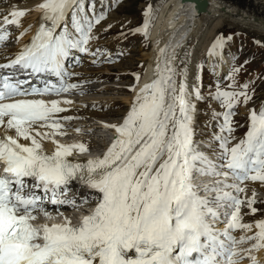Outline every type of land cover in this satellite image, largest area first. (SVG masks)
Masks as SVG:
<instances>
[{"label": "snow or ice", "instance_id": "1", "mask_svg": "<svg viewBox=\"0 0 264 264\" xmlns=\"http://www.w3.org/2000/svg\"><path fill=\"white\" fill-rule=\"evenodd\" d=\"M35 7L49 23L40 24L14 58L0 63V70H6L0 71V125L14 130V135H0V264H238L244 258L241 251L258 264L250 249L238 250L237 245L247 239L254 241L252 249H264V219L254 222L252 235L239 241L233 235L236 229L253 227L240 222L242 204L257 212L254 198L242 200L234 194L245 191L239 182H264V107L250 110L248 131L229 147L233 110L241 98L245 103L251 99L247 83L241 86L244 90H235L233 75L232 90L217 87L211 94L225 109L217 114L223 116L221 132L229 133L214 137L221 151L212 159L193 140V96L203 99L200 89L188 91L187 65L178 71L175 52L164 59L162 48L155 77L138 90L120 124L106 125L116 135L103 155L70 159L74 151L88 150L82 142L55 139L66 134L61 120L73 117L58 115L67 111L60 100L27 97L78 87L65 79L74 75L66 71L65 60L73 50L89 51L92 28L104 13L96 14L94 0L87 5L86 0H41ZM24 15V9H13L3 16L0 45L9 40L7 26H19ZM147 26L146 19L143 29L135 31L147 35ZM221 46L217 37L209 53ZM21 75L56 77L59 83L49 79L43 87L29 89L24 85L30 81ZM44 139L54 146L50 152L43 148ZM194 173L221 179L198 188ZM73 183L89 194L70 196ZM200 191L216 195L201 196ZM90 203L94 207L76 224L60 211L62 206L78 209ZM48 204L56 206L62 222L33 223L37 211L46 220L51 217Z\"/></svg>", "mask_w": 264, "mask_h": 264}, {"label": "rangeland", "instance_id": "2", "mask_svg": "<svg viewBox=\"0 0 264 264\" xmlns=\"http://www.w3.org/2000/svg\"><path fill=\"white\" fill-rule=\"evenodd\" d=\"M16 1L24 2L26 0ZM159 2L160 0H94L96 14L104 13L103 19L99 23L94 24L92 28L94 38L89 41L93 45L96 44V48L93 51L95 55L93 53L88 56L80 55L82 59H94V62L78 59L70 65V71H77L71 78L81 77V75L78 76V72H82V77L88 76L90 79L86 81L73 80L69 83H76L78 87L70 92L59 94L60 98H68V100H71L74 103L73 109L75 110L84 109L90 113L93 111H95L94 113H105L104 116L88 115L76 120L71 119L70 121L61 122L63 124V131L66 134L56 135L55 139L61 143L84 141L88 150L83 153L77 152L79 158L102 155L104 153V147L112 143L115 131L112 127L101 125L98 122L105 121L112 125L119 124L122 121L124 117L123 113L127 105L121 100L126 97H131L133 92L132 90H130L131 92L123 91L119 86L130 84L129 87H131V85H135L138 77L144 72L143 68L147 65L145 54H149L152 49L151 44L149 46L150 38L149 41L147 40V37L150 35L149 26L147 27V35L143 34V37L140 33H144V31L138 32L135 29H142L144 27L146 10H148V15L152 14L153 10L158 7ZM87 3L88 0H86V5ZM68 25L70 27L71 22ZM244 29L230 23L216 28L210 34L209 38L206 39L207 43L205 42V45H202L203 47H201L199 52L200 56L197 58L199 67H202L206 72L215 74L216 68L222 66V63L215 59V56H212L211 61H209V56H207L209 53L206 54V52H208V49L217 37L222 38V41L226 39L228 41L227 43H230V32L232 35L236 34L238 37L236 46L232 50V53L236 54V58L230 69L220 79L210 73L213 78V84L207 89H203L201 83L200 92L203 99L197 100L195 117H193L194 135H198L199 137V134H205V139L200 140L198 138L194 140L195 146L204 150L206 145H211L214 150L212 154L215 157L219 155L221 149L219 141L214 139V137L229 135L227 132H221L223 116L217 115L223 113L225 109L211 95L215 93L217 87L232 90L229 89V85L233 83L230 77L234 75L235 90H244L241 89V86L247 83L248 87L246 91L251 97L247 103L241 98L233 110L231 121L234 130L230 134L229 147L238 143L248 131L250 110H256L258 112L261 107H264V36L257 34V32L249 31V33L247 29ZM16 31L15 27L10 29V38L12 41H15ZM244 34L249 36V41L241 38ZM209 44L210 46H208ZM13 45L14 43L10 42L8 47ZM204 49L207 51L204 52ZM227 55H230V53L228 52ZM206 64L207 67H205ZM233 69H239V71L233 73ZM142 70L143 72H141ZM197 70L195 72L196 75ZM254 70H256L255 79L253 82H249V78L253 75L250 72ZM198 83L199 81L196 87H199ZM100 108L102 109L99 110ZM108 110H112L111 113L108 114L106 112ZM113 112H117L118 114L114 115L112 114ZM196 117L198 118L195 124ZM73 127L77 128L74 129ZM202 142H206V144ZM76 189H79V187ZM227 190L231 191L232 189ZM242 194L244 195V200L254 198L256 202L252 206L257 209V212L252 214L247 205L243 204L240 214L250 217L248 221L243 218L241 223L254 224L258 216L262 214L264 207V182L260 181V184L254 187L252 185L247 186ZM63 214L64 216L68 214L71 220L75 217V212L69 210L68 213L63 212ZM54 215L56 219L62 218L58 214ZM35 216L45 219L43 214H37ZM254 232L252 231L249 236ZM252 243L254 241L249 240L248 242H243L244 247H249V249H251Z\"/></svg>", "mask_w": 264, "mask_h": 264}, {"label": "bare ground", "instance_id": "3", "mask_svg": "<svg viewBox=\"0 0 264 264\" xmlns=\"http://www.w3.org/2000/svg\"><path fill=\"white\" fill-rule=\"evenodd\" d=\"M202 1L203 0H197L195 2L190 1L186 5H182L181 0H160L158 7L155 8L156 10L154 9L153 13L149 14L145 18V21L146 19L148 21L149 34H150L149 38L151 41L152 49L149 52V54L144 53L146 56V60H147V65L144 68V72L138 77L135 85H131V87H129L130 88L129 90H132L133 95L131 97H126L121 100L125 105H127V108L123 113V116L126 115L127 111L131 107L132 101L136 93L138 92V90L145 83H149L155 77L157 57L160 54L159 50L166 47V45L168 44L167 43L168 39H170V44L166 48V51L163 54V58L169 59L171 58L173 52H175L176 60L174 61V64L176 65L177 70L180 71L185 67V64L187 65V83L189 86L188 91L192 92L193 87H196V84L199 81L197 77H199L200 70L198 69L199 65H198L197 58L198 56H200V53H199L200 49L201 47H203L202 46L203 44L205 45V42L207 41L206 39L209 38L210 34L216 28L221 27L226 23H230V24L238 25L242 28H245L250 32H257V34L264 36V0H206L208 2V5L206 7L201 6L200 2ZM40 2L41 0H26L24 2H18L16 0H0V20H2L3 16L8 15L10 11L13 9H16V10L24 9L25 10V15L19 19L20 24L19 26L16 27L17 32L15 33V34L23 33V35H21L17 41L16 39H14L15 41H12L11 38H9V40L6 43H4V44H8L10 42L11 43L13 42L16 45L12 46L10 49H6L5 51H2L3 49H0V62L10 59L12 55L15 54L18 51V49L24 45V43L28 40V38L31 37L32 34L37 30L42 20H41V13L36 10L35 6ZM70 22H71V18L69 15L66 18V23L69 24ZM183 24L186 25L185 28H183L182 26ZM183 37H184L183 40L185 39L187 40L183 41V43L180 44L179 47L176 49V46H177L176 43L179 40H181V38ZM224 44L225 42L222 41V46L216 48L214 52L211 54L209 53V49L211 47L208 49V52H206L207 50L205 49L207 48L205 47H204L205 51L202 50L206 52V54L209 53V55H207L209 56V61H211L212 56H215V59H217L220 63H222V66H219L218 68H216L217 70L215 72V75L218 78L222 77L226 73V71L229 69L234 59L233 54L227 55L225 53V51L223 50ZM208 46H210V44ZM88 48H89L88 52H80L78 50H73L70 54V62L73 63L78 59L94 62V59H82L80 57V55H87V56L91 55L96 48V44L93 45L92 43L89 42ZM67 64H68V61L66 62L65 69L66 71L69 72ZM196 70L198 71L197 75L195 73ZM76 72L77 71H74V70L71 71V73H73L74 75ZM80 75L81 77L79 78H73V77L66 78V81L71 82L76 79H78V81H86L90 79V77L88 76L82 77V72H78V76ZM176 79L179 82L181 77L178 75ZM169 91H171V89H169ZM40 99H44L45 101L53 100V99H50V97L49 98L43 97ZM56 100H60L61 101L60 106L65 107L67 109V111L58 114L61 117L69 116V117H73L72 119L76 120V119H79V118H82L88 115H92V116L94 115V116L99 117V116H104L105 114V113L101 114L99 112L94 113L95 111L90 113L89 111L84 110V109L75 110L73 109L74 103L71 100H68V98L67 100L71 101V103L69 104H64L62 102L63 100H65V98L63 99V98L57 97ZM193 102L195 103L197 107V104H196L197 100L195 99V96H193ZM196 107H195V110H196ZM101 109L102 108H100L99 110ZM111 111L112 110H108L106 112H108L109 114L111 113ZM112 114L117 115L118 113L113 112ZM193 117H195V112L193 114ZM70 120H61V122L70 121ZM193 126L194 124L192 125V127ZM1 128L5 129L4 126H1ZM73 128L75 129L77 127H73ZM9 130H10L9 132L14 134V130H11V129ZM44 130L45 129H40V131H44ZM113 130L115 131L114 128ZM22 141L24 143H30L29 141H26V140H22ZM42 144H43L44 150H47V151L52 150L53 144L51 140L44 139L42 141ZM108 146L107 145L105 146L106 149ZM198 149L208 154L210 158L215 159L213 154L207 153L203 149H200V148ZM105 150L103 151L105 152ZM77 152L79 151L78 150L74 151L73 155H77ZM213 177L216 178V180L221 179V177H218V176H211L207 174L197 173V178L194 179V183H197L200 178L207 181V183L213 182L214 181ZM249 181L250 179L247 180L246 182H249ZM207 183L205 185H207ZM48 208L55 209L56 206L52 205V206H49ZM79 215L82 216L81 213H79ZM48 219L51 221H58V220L62 221L63 220V218L56 219L55 215H51V217ZM252 231H256L254 224H253L251 231L246 230V229H238V233L236 234L239 236H245V235H249V233ZM254 254H255L256 259L261 263L262 259L260 257V253L257 251ZM243 263L247 264V262L245 261Z\"/></svg>", "mask_w": 264, "mask_h": 264}, {"label": "water", "instance_id": "4", "mask_svg": "<svg viewBox=\"0 0 264 264\" xmlns=\"http://www.w3.org/2000/svg\"><path fill=\"white\" fill-rule=\"evenodd\" d=\"M188 1H191V0H182L183 3H186ZM192 1H197V0H192ZM207 5V2L206 1H203L202 2V6H206Z\"/></svg>", "mask_w": 264, "mask_h": 264}]
</instances>
